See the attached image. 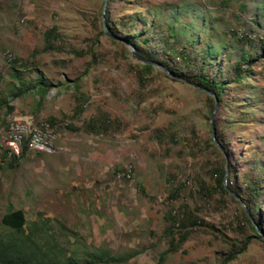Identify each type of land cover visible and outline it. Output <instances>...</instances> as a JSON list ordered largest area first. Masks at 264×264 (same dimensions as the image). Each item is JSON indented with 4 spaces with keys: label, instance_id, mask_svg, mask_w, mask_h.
<instances>
[{
    "label": "rangeland",
    "instance_id": "obj_1",
    "mask_svg": "<svg viewBox=\"0 0 264 264\" xmlns=\"http://www.w3.org/2000/svg\"><path fill=\"white\" fill-rule=\"evenodd\" d=\"M218 1L112 0L105 7V0H0L1 89L10 82L8 52L28 63L27 78L37 77L36 70L59 84L44 98L36 92L15 98L11 113L7 106L0 108V234L11 231L2 219L12 206L23 210L30 224L36 221L42 225V217H50L68 254L80 259L103 250L117 257V264H220L229 252L239 251L249 240L246 249L227 264H264V241L250 238L253 233L239 198L232 200L222 192L210 198L194 194L199 179L213 186L211 170L218 156L210 148L212 112L206 94L169 72L166 76L160 66L146 70V81L140 83L137 71L144 63L133 54L131 44L121 38L112 40L109 29L110 35L101 33V18L107 11L112 27L120 25L125 33L135 30L125 25L134 14L151 9L153 19L168 25L174 11L182 22L190 24L193 16L184 13L186 9L203 13ZM220 10H215L220 19L215 24L217 34L223 39L222 46L233 45L227 29H246L247 17L238 23L232 19L234 12L237 14L235 6ZM53 25L62 33L63 52L32 56L44 47L45 31ZM198 30L187 36L196 37ZM115 31L121 34L120 28ZM201 46H205L204 39ZM163 47L161 41L156 46L154 39V50ZM76 51L84 52L83 57L75 55ZM252 69V77L238 87H229L227 105H218L212 118L215 137V127H222L230 151L226 165H233L237 179L263 174L256 166L262 168L264 161L254 158L264 160V61H257ZM76 84L89 101L83 116L71 119ZM238 103L248 106L237 107ZM101 109L120 121V132L104 135L68 128L82 127ZM245 111L248 117L240 114ZM52 117L56 118L53 128L61 150L30 151L9 166L3 157L11 120L38 125ZM158 130L171 133L166 142L158 138ZM182 181L190 194L174 203H187L205 225L177 252L161 260L167 248L163 233L168 190ZM259 203L263 230L258 225L256 229L264 237V193Z\"/></svg>",
    "mask_w": 264,
    "mask_h": 264
},
{
    "label": "trees",
    "instance_id": "obj_2",
    "mask_svg": "<svg viewBox=\"0 0 264 264\" xmlns=\"http://www.w3.org/2000/svg\"><path fill=\"white\" fill-rule=\"evenodd\" d=\"M234 6L237 9V14L234 12L232 19L235 22L241 23L245 15L247 17L245 23L246 29L240 30L229 26L227 33H229L233 45L228 43L222 46L223 39L217 34L215 26L220 19L215 15V10L221 11L220 9L224 7L230 8ZM172 8L177 7L172 6ZM211 8L214 9L211 10ZM190 9L184 11V13L193 16L189 19L190 24L182 22L179 14L174 11L171 12L172 21L168 25H166V21L153 19L150 16L151 9L147 10L146 14H134L132 17L135 18L133 20H126L125 25L135 30L124 33L121 26L116 25L115 29L119 30L120 28L121 34L116 32L112 27L113 24L109 20L107 11V29L110 30L113 36L112 40L121 38L120 40L125 44L127 42L133 44L140 56L148 61L164 66L173 78L185 79L192 85H196L199 91H201L199 89L201 88L211 93L213 92L220 107L224 104L227 105L226 99L228 93L226 91L229 90V87H238L244 79L252 77V68L255 63L257 61H264V0H219L214 7L204 8L203 13L196 10L192 11V8ZM197 12L200 15L195 16ZM167 20H169L168 17ZM101 22L104 25L103 15ZM178 22H180V25L175 27V24ZM103 25L101 33L107 35ZM195 28L200 29L197 36H187V33L191 30L193 31ZM200 34L204 37H199ZM154 39L156 40V46L160 45L161 41L164 49L154 50ZM203 39L205 40L204 47L201 46ZM61 42L62 33L53 25L45 31L44 47L40 51H34L32 56L47 51H62ZM10 53H12L13 57L11 60H8L10 64L6 68L10 82L5 83L4 90L0 87V108L7 106L9 113L15 109V106L11 104L15 98H23L33 92L44 98L53 86L59 85L54 84L50 78L38 73L36 70L33 72L37 73V77L27 78L26 72H30L27 69L29 68L28 63L21 61L14 52ZM83 53L79 51L74 52L79 57H83ZM157 54L159 56H155ZM228 63L230 64L229 67H227ZM21 68H25V70L22 71ZM153 68V65L144 63L142 64V69L136 70L140 83L143 84L146 81L143 73ZM164 74L166 76L169 75L165 71ZM2 80L3 74L0 75V83ZM74 89L76 90V106L71 111L70 116L71 119H80L83 116V112L87 109L89 96L82 93L77 84L74 86ZM205 94L209 101L210 112H212L215 98L207 93ZM11 96L13 99H11ZM241 106L248 105L237 104V107ZM240 114L246 117L249 115L248 111L241 112ZM46 120L54 126L56 118L52 117ZM68 128L72 131L109 135L120 132L122 125L120 121L113 119L111 115L101 109L85 120L82 127L75 128L68 126ZM215 128L217 133L216 138L223 149L221 150L211 137L210 148L214 149L216 154H218L211 170V178L214 177V184L212 187H209L205 181L199 179L196 181L197 185L194 194L200 193L204 198H210L215 193L222 192L229 195L232 200L236 199L235 196H237L238 200L245 205V208L242 207V212L246 223L253 233L250 238H258L264 241L263 235L258 234V230L256 229L258 225L263 230L262 217L258 214V211L260 208L259 197L264 193V164L262 168L260 164L256 166L263 172L261 177L254 176L249 179H237L236 171L229 162L227 183L233 195L229 193L224 186L223 178L227 155L230 154V151L224 139L225 135L221 133L222 127L216 126ZM169 134H161L159 130L157 132L158 138H164V140ZM30 151L28 142H25L19 157L14 154L8 155L9 148H7L5 149L3 159L7 160L9 166L13 167L15 161L19 162ZM254 159L260 162L264 161L261 157ZM260 181L263 184H260ZM187 187L186 181H182L172 184L168 190L167 200L169 201V208L164 215L165 227L163 233L164 243L167 248L161 254V260H165L169 254L177 252L184 242L192 237L195 231L205 225L204 220L193 209H190L187 203L181 202L177 205L174 203L185 193L190 194ZM47 218L42 217V225L36 221L30 224L23 210H17L11 206L2 219L3 224L9 227L11 231L6 235L0 234V264L118 263L119 259L117 257L111 252L108 251L106 253L103 250L93 252L88 257L81 259L77 258L74 254L69 255L68 249H65L62 242L56 236L57 230L53 229L51 218ZM248 244L249 240H245L242 246L238 248L239 251L229 252L220 264H227L230 260H234L237 254L242 253L246 249Z\"/></svg>",
    "mask_w": 264,
    "mask_h": 264
},
{
    "label": "built area",
    "instance_id": "obj_3",
    "mask_svg": "<svg viewBox=\"0 0 264 264\" xmlns=\"http://www.w3.org/2000/svg\"><path fill=\"white\" fill-rule=\"evenodd\" d=\"M13 57L7 53L8 60ZM58 135L53 126L47 120L38 125H32L21 119H14L10 122L8 131V155L20 156L25 142H28L29 149L36 153H54L61 150L57 143Z\"/></svg>",
    "mask_w": 264,
    "mask_h": 264
},
{
    "label": "water",
    "instance_id": "obj_4",
    "mask_svg": "<svg viewBox=\"0 0 264 264\" xmlns=\"http://www.w3.org/2000/svg\"><path fill=\"white\" fill-rule=\"evenodd\" d=\"M108 1L109 0H105V7H107V3H108ZM103 21H104V25H103V28H105V31H106V33H107V22H106V17H105V13H103ZM108 35H110L109 33H107ZM110 37H113V36H111L110 35ZM127 44H131V43H128L127 42ZM131 46H132V51H133V54L138 58V59H140L143 63H148V64H150V65H153L154 67L155 66H160L161 68H162V70L163 71H165L166 73H168L167 72V70H166V68L165 67H163L162 65H160V64H158V63H155V62H151V61H148L147 59H145L144 57H142V56H140L139 54H138V51L136 50V48H135V46L133 45V44H131ZM65 79L67 80V77L65 76ZM181 79V78H180ZM182 80H184V81H186L187 82V80H185V79H182ZM68 82H71V81H69V80H67ZM195 88H198L196 85H193ZM201 91H203V92H205V93H207V94H209L210 96H213L214 98H215V102H214V107H213V109H212V113H210L211 115H210V127H211V133H212V139H213V141H214V143L222 150L223 148H222V146L219 144V142L216 140V137H215V130H214V127H213V123H212V118H213V113H215L216 112V109H217V106H218V101H217V98H216V96H215V94L212 92H209V91H207V90H205V89H201V88H199ZM227 178H228V168H227V165H226V169H225V174H224V178H223V183H224V186H225V188L228 190V192L229 193H231L232 195H233V193H232V191L228 188V183H227ZM235 198L236 199H238L237 198V196H235ZM241 204H242V206L245 208V205L242 203V202H240Z\"/></svg>",
    "mask_w": 264,
    "mask_h": 264
}]
</instances>
